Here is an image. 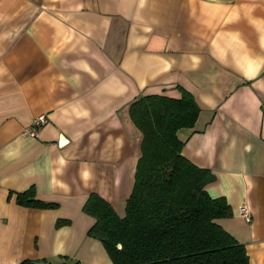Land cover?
Instances as JSON below:
<instances>
[{
    "label": "crops",
    "instance_id": "0c3cea01",
    "mask_svg": "<svg viewBox=\"0 0 264 264\" xmlns=\"http://www.w3.org/2000/svg\"><path fill=\"white\" fill-rule=\"evenodd\" d=\"M181 90L198 108L181 154L264 264V0H0V264H113L83 204L124 212L142 142L130 105ZM30 187L56 207L19 205Z\"/></svg>",
    "mask_w": 264,
    "mask_h": 264
},
{
    "label": "trees",
    "instance_id": "16d2710c",
    "mask_svg": "<svg viewBox=\"0 0 264 264\" xmlns=\"http://www.w3.org/2000/svg\"><path fill=\"white\" fill-rule=\"evenodd\" d=\"M129 111L142 133L132 192L123 216L90 193L82 211L94 222L86 235L102 243L113 264H249L244 246L217 222L232 212L224 198L204 189L213 175L181 154L184 141L176 133L193 126L198 113L193 96L184 90L179 99L145 96ZM16 202L56 207L36 199L32 187L16 193Z\"/></svg>",
    "mask_w": 264,
    "mask_h": 264
},
{
    "label": "built area",
    "instance_id": "2783aa9c",
    "mask_svg": "<svg viewBox=\"0 0 264 264\" xmlns=\"http://www.w3.org/2000/svg\"><path fill=\"white\" fill-rule=\"evenodd\" d=\"M45 122V118L43 116L37 117V119L34 121V127L32 130L28 132L29 135L34 136L35 130L38 128L39 125L43 124ZM240 215L245 219V221L249 222L250 221V213L249 209L246 206H240L239 208Z\"/></svg>",
    "mask_w": 264,
    "mask_h": 264
},
{
    "label": "rangeland",
    "instance_id": "374dc122",
    "mask_svg": "<svg viewBox=\"0 0 264 264\" xmlns=\"http://www.w3.org/2000/svg\"><path fill=\"white\" fill-rule=\"evenodd\" d=\"M123 214L124 212H121V210H119L118 215H123Z\"/></svg>",
    "mask_w": 264,
    "mask_h": 264
},
{
    "label": "water",
    "instance_id": "95a60500",
    "mask_svg": "<svg viewBox=\"0 0 264 264\" xmlns=\"http://www.w3.org/2000/svg\"><path fill=\"white\" fill-rule=\"evenodd\" d=\"M119 247V246H118Z\"/></svg>",
    "mask_w": 264,
    "mask_h": 264
}]
</instances>
